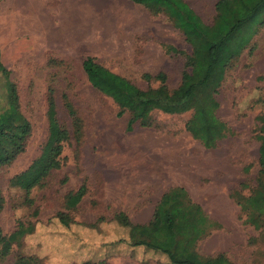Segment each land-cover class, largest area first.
Here are the masks:
<instances>
[{
    "label": "rangeland",
    "instance_id": "1",
    "mask_svg": "<svg viewBox=\"0 0 264 264\" xmlns=\"http://www.w3.org/2000/svg\"><path fill=\"white\" fill-rule=\"evenodd\" d=\"M188 1L209 25L215 0ZM255 31L214 96L215 116L229 132L205 149L184 129L190 112H152L150 127L132 125L127 131V114L117 117L115 104L81 71L89 56L140 89L155 88L156 81L146 83L141 76L157 73L175 88L183 57L166 47L184 54L190 48L165 18L151 17L128 0H0V61L30 125L23 153L0 168L5 257L0 264H11L17 254L33 255L42 264H168L163 255L128 246L127 229L113 217L123 213L132 224H146L160 195L174 186L219 225L196 244L198 256L221 253L225 264H264V230L246 224L238 207L239 197L255 186L264 140V126L256 121L264 115V23ZM48 59L57 65H48ZM48 86L54 90V122L69 129L64 94L77 111L82 134L78 144H64L63 165L30 191L32 204L26 207L23 193L11 184H30L46 163L54 136L45 103ZM2 95L0 80V105ZM81 183L85 195L73 210L63 209L64 196ZM59 212L68 214V226L56 220ZM18 222L31 223L33 230L22 236Z\"/></svg>",
    "mask_w": 264,
    "mask_h": 264
},
{
    "label": "trees",
    "instance_id": "2",
    "mask_svg": "<svg viewBox=\"0 0 264 264\" xmlns=\"http://www.w3.org/2000/svg\"><path fill=\"white\" fill-rule=\"evenodd\" d=\"M128 1L142 7L151 17L165 18L190 48L189 53L184 54L172 47H166V51L183 57L177 86L169 89L162 73L154 76L144 74L141 78L146 83L156 81L158 85L155 88L140 89L129 80L96 63L89 56L81 61V71L86 81L115 104L117 117L127 114V131L132 125L150 127L152 112L167 115L190 112L184 129L203 148H214L229 132L226 125L215 116L218 104L214 96L226 72L248 46L256 27L264 23V17H261L264 16V0H217L213 4L214 15L209 25L204 24L183 0ZM47 64L56 66L57 62L48 59ZM8 76V71L0 61V80L3 88V103L0 105V168L9 166L23 153L30 135V125L19 111L16 89ZM60 98L69 129L54 122V90L48 86L45 91V103L52 120L54 136L46 149V163L41 166L36 179L30 184L16 187L10 183L23 193L22 202L26 207L32 204L30 191L42 186L49 173L59 170L63 165L61 152L64 144L69 140L78 144L81 138V121L76 109L66 95L62 94ZM256 121L264 126V115L257 116ZM40 159L42 158H39V161ZM257 165L255 186L247 197H239L238 207L246 224L254 230H264V140L257 151ZM85 192V186L81 183L75 191L67 193L63 198V209L73 210ZM1 209L0 197V211ZM36 213V210L32 212L34 217ZM55 218L65 227L71 222L66 212L56 213ZM113 219L127 229L128 246L142 247L163 255L168 264L226 263L221 253L200 257L195 252L196 244L219 225L189 198L182 187H170L160 195L151 219L146 224H132L123 213H117ZM99 221L100 219L97 220ZM24 225L17 223L22 230V236L33 230L31 223ZM4 258L0 253V261ZM11 264L42 262L33 255L17 254Z\"/></svg>",
    "mask_w": 264,
    "mask_h": 264
},
{
    "label": "crops",
    "instance_id": "3",
    "mask_svg": "<svg viewBox=\"0 0 264 264\" xmlns=\"http://www.w3.org/2000/svg\"><path fill=\"white\" fill-rule=\"evenodd\" d=\"M190 8H191V6H190V4H189V1L188 0H183ZM202 2H204V3H208L210 0H201ZM217 0H215L214 2H213V4L216 2Z\"/></svg>",
    "mask_w": 264,
    "mask_h": 264
}]
</instances>
